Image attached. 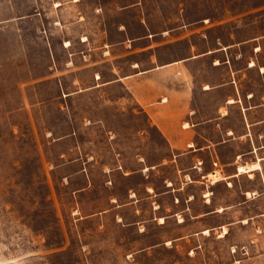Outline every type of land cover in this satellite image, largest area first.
Instances as JSON below:
<instances>
[{
	"label": "rangeland",
	"instance_id": "374dc122",
	"mask_svg": "<svg viewBox=\"0 0 264 264\" xmlns=\"http://www.w3.org/2000/svg\"><path fill=\"white\" fill-rule=\"evenodd\" d=\"M0 264H264V0H0Z\"/></svg>",
	"mask_w": 264,
	"mask_h": 264
},
{
	"label": "bare ground",
	"instance_id": "6f19581e",
	"mask_svg": "<svg viewBox=\"0 0 264 264\" xmlns=\"http://www.w3.org/2000/svg\"><path fill=\"white\" fill-rule=\"evenodd\" d=\"M252 65H254L253 63H252ZM261 169V166L259 165V164H252V165H249V166H240L239 168H238V172H239V174H242V173H250V172H252V171H257V170H260ZM251 174V173H250ZM210 175V177L212 178H210L209 176V178L211 179V180H213V182L215 183V182H218V179L220 178V176H219V174L218 173H214V174H209ZM252 175V174H251ZM220 179H222V178H220ZM220 181V180H219ZM211 183H212V181H211ZM226 230V229H225Z\"/></svg>",
	"mask_w": 264,
	"mask_h": 264
},
{
	"label": "crops",
	"instance_id": "0c3cea01",
	"mask_svg": "<svg viewBox=\"0 0 264 264\" xmlns=\"http://www.w3.org/2000/svg\"><path fill=\"white\" fill-rule=\"evenodd\" d=\"M75 1V0H74Z\"/></svg>",
	"mask_w": 264,
	"mask_h": 264
}]
</instances>
